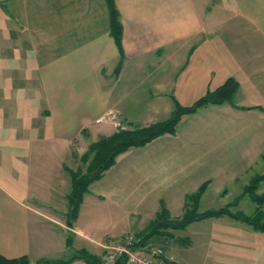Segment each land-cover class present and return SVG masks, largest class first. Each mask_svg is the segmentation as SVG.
Here are the masks:
<instances>
[{
  "label": "crops",
  "instance_id": "crops-1",
  "mask_svg": "<svg viewBox=\"0 0 264 264\" xmlns=\"http://www.w3.org/2000/svg\"><path fill=\"white\" fill-rule=\"evenodd\" d=\"M114 2L122 24L118 71L106 0H0L6 258L26 255L34 264L84 249L102 259L122 236L139 239L161 202L180 217L185 196L202 183L236 180L262 160L264 0ZM42 47L51 50L36 65ZM229 77L238 82L231 102L199 107L181 117L174 134L120 153L89 184L69 225L68 162L119 128L167 118L175 102L189 105ZM179 231L144 246L172 264H264V232L228 215Z\"/></svg>",
  "mask_w": 264,
  "mask_h": 264
},
{
  "label": "trees",
  "instance_id": "trees-1",
  "mask_svg": "<svg viewBox=\"0 0 264 264\" xmlns=\"http://www.w3.org/2000/svg\"><path fill=\"white\" fill-rule=\"evenodd\" d=\"M106 4L109 18V32L120 53V60L117 65L118 71L123 59L122 24L114 0H106ZM237 87L238 82L233 77H229L221 85L207 90L189 105H181L175 102L170 115L163 120L155 121L144 126L130 124L128 128H119L112 134L89 143L87 149L80 156V161L86 164V171L80 172L79 170L74 171L67 168L71 178V190L67 196L69 225L72 224L78 214L80 203L89 184L94 179L100 178L104 172L115 163L116 157L120 153L131 147L143 146L162 134H174L181 117L184 114L195 112L199 107L207 104L231 102ZM261 158L264 164V150L261 154ZM94 172H97L96 176L92 177ZM262 180H264V172L254 175L249 183L243 187V194H248L250 199L256 204V208L249 215L238 211H231L229 206L199 211V201L209 183L208 181L202 183L197 190L185 196L183 212L180 217L171 218L167 207L161 202L155 217L150 220L142 232H140L138 243L144 246L145 242L156 234L169 235L172 230L184 229L195 220L218 217L221 215H228L234 219L247 223L256 230L264 232V210L262 208L264 204V193L257 194L256 192ZM238 200L239 197L234 200L233 204H236ZM75 258H82L87 264H102V259H100V257L84 249L79 250L77 254L68 259L40 258L34 264H65ZM167 263L172 264L170 261ZM0 264L32 263L26 255L15 258H6L0 255ZM112 264L125 263L123 260H118Z\"/></svg>",
  "mask_w": 264,
  "mask_h": 264
},
{
  "label": "rangeland",
  "instance_id": "rangeland-1",
  "mask_svg": "<svg viewBox=\"0 0 264 264\" xmlns=\"http://www.w3.org/2000/svg\"><path fill=\"white\" fill-rule=\"evenodd\" d=\"M40 52L36 58V65L42 64L44 59H48V56H45L47 52L51 50V48H37ZM55 49V48H52ZM60 50V48H57ZM51 58V57H50ZM35 83V80L33 81ZM8 93V92H7ZM24 99V98H23ZM9 104V103H8ZM36 105H39L37 102ZM28 115L30 117L33 116V111L29 112ZM69 167L80 172L86 171V164H83L80 160L76 159L75 162H68ZM264 172V164L263 161L260 160L250 171L248 174H244L238 176V178L225 180L223 182H213L208 185V188L205 191L204 196L201 198L199 203V210H206V209H216L219 207H223L229 204V209L231 211H238L244 213L246 215L251 214L254 209L256 208V204L252 201L248 194H243V187L244 185L248 184L250 178L254 175L262 174ZM69 175V173H68ZM70 175L68 177V186L70 190ZM264 191V183H260L258 189L256 190L257 194H262ZM239 197L238 202L234 203V200ZM264 210V204L262 206ZM135 232L134 230H131ZM178 233L181 231L176 230ZM177 233V234H178ZM163 239V237H162ZM169 242H173L172 239H168ZM162 247L166 248L167 244L165 242L162 243ZM65 257V256H64Z\"/></svg>",
  "mask_w": 264,
  "mask_h": 264
},
{
  "label": "built area",
  "instance_id": "built-area-1",
  "mask_svg": "<svg viewBox=\"0 0 264 264\" xmlns=\"http://www.w3.org/2000/svg\"><path fill=\"white\" fill-rule=\"evenodd\" d=\"M138 238L132 234L122 236L114 244L107 246L103 264H112L118 260H123L125 264H169L155 256L152 250L140 245ZM157 254L162 251L157 249Z\"/></svg>",
  "mask_w": 264,
  "mask_h": 264
},
{
  "label": "water",
  "instance_id": "water-1",
  "mask_svg": "<svg viewBox=\"0 0 264 264\" xmlns=\"http://www.w3.org/2000/svg\"><path fill=\"white\" fill-rule=\"evenodd\" d=\"M96 173H97V172H94V174L92 175V177H95V176H96Z\"/></svg>",
  "mask_w": 264,
  "mask_h": 264
}]
</instances>
